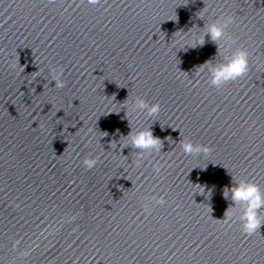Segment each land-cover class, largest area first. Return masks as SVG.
<instances>
[{
  "label": "water",
  "instance_id": "95a60500",
  "mask_svg": "<svg viewBox=\"0 0 264 264\" xmlns=\"http://www.w3.org/2000/svg\"><path fill=\"white\" fill-rule=\"evenodd\" d=\"M222 13L231 48L170 46ZM237 47L245 77L217 89L197 75ZM136 97L158 115L129 110ZM147 128L164 147L136 167L129 132ZM181 139L211 151L185 155ZM240 179L264 191V0H0V264H264V225L222 221Z\"/></svg>",
  "mask_w": 264,
  "mask_h": 264
},
{
  "label": "clouds",
  "instance_id": "9594fccd",
  "mask_svg": "<svg viewBox=\"0 0 264 264\" xmlns=\"http://www.w3.org/2000/svg\"><path fill=\"white\" fill-rule=\"evenodd\" d=\"M84 2V0H81ZM88 5L95 6L101 2V0H86ZM208 4L201 11L199 15H203L204 12L208 11ZM235 16L232 14L220 15V18L217 22L209 24L206 28V31L197 36L195 33L192 34L191 41H186L185 36L187 34H182L181 32H176L169 43L170 46L177 50L183 48L186 44H190L191 47L195 48L197 45L203 46L205 43V35L212 42L220 41L221 39H226L228 47L231 48V45L235 43V39L228 35L226 37L225 29L229 28L235 22ZM172 21H178V17L175 15V19H169ZM222 21V22H221ZM250 53L243 47H237L234 51L231 52L230 57L227 59L226 63L213 64L211 61H206L201 65L197 70V75L200 73H206L208 76V83L219 89L222 86L226 85L229 82H234L238 79L245 77L250 71L249 64ZM53 72V80H55L56 88H63L65 86V81L61 78L63 73V68H51ZM39 75V72L34 73ZM127 105V101L125 102ZM129 110H139L146 112V115L149 117H156L160 112V104L153 103L149 104L143 98L136 97L131 103ZM91 131V129H90ZM104 135H107L105 133ZM129 138L131 140L132 147L136 149L143 150L138 154L137 159L134 161V165L139 167L142 159L153 153H161L164 147V142L153 135L151 128H147L136 132L133 134L129 132ZM180 148L182 149L185 155L197 156L201 153L207 155L210 153L211 149L207 145H202L200 143H193L187 139H181ZM124 144L121 145V150ZM111 147L115 148V144H112ZM99 161L98 156H92L89 154L83 159V165L86 169H93L97 166ZM154 171L156 173L160 172L159 165H154ZM195 193L204 195L205 189L200 185H194ZM198 189V190H197ZM223 197L227 200L231 199L232 204L225 212L223 223H228L233 217H237L241 222V231L247 236L255 235L259 232V229L264 225V191L261 190L260 186L254 182L240 179L232 184L230 187H225L223 192ZM146 201H154L157 205H164L166 203L163 196H150L144 198ZM154 206V205H153ZM143 211L146 214H150L152 208L148 203L142 204ZM70 219H75L71 217ZM217 220V219H215ZM21 243L19 239L14 240L13 250ZM31 249H25L18 253L19 256L25 257L29 255Z\"/></svg>",
  "mask_w": 264,
  "mask_h": 264
}]
</instances>
